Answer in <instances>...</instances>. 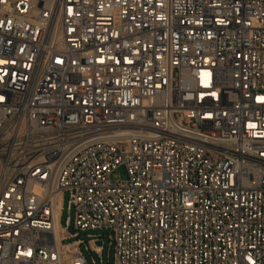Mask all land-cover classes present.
Instances as JSON below:
<instances>
[{
  "label": "built area",
  "instance_id": "built-area-1",
  "mask_svg": "<svg viewBox=\"0 0 264 264\" xmlns=\"http://www.w3.org/2000/svg\"><path fill=\"white\" fill-rule=\"evenodd\" d=\"M105 238L264 264V0H0V264H104Z\"/></svg>",
  "mask_w": 264,
  "mask_h": 264
},
{
  "label": "rangeland",
  "instance_id": "rangeland-1",
  "mask_svg": "<svg viewBox=\"0 0 264 264\" xmlns=\"http://www.w3.org/2000/svg\"><path fill=\"white\" fill-rule=\"evenodd\" d=\"M128 178V175L126 173V170L124 168H120L119 170L115 171V173L112 174V179L115 181H123L126 180ZM70 217V229H69V233L71 234H75L78 233L79 234V240L84 241L85 243H88L89 241H91L92 238H90V235H97V234H101V235H106V232H95V231H88V232H80V231H75L74 230V213L73 212H69L68 208L66 207L62 218V226L66 227L67 223L66 220ZM73 240H70L69 242H72ZM82 252L84 253V255L86 256V258L88 259L89 263H92V259L96 260L97 264H101V260L100 257L97 256L96 254H90L86 249L85 246L82 245ZM103 263L104 264H114V249H110L109 250V240L108 238H105V244H104V254H103Z\"/></svg>",
  "mask_w": 264,
  "mask_h": 264
},
{
  "label": "water",
  "instance_id": "water-1",
  "mask_svg": "<svg viewBox=\"0 0 264 264\" xmlns=\"http://www.w3.org/2000/svg\"><path fill=\"white\" fill-rule=\"evenodd\" d=\"M99 245H101V243H98Z\"/></svg>",
  "mask_w": 264,
  "mask_h": 264
}]
</instances>
